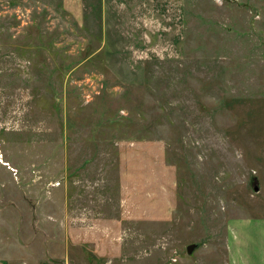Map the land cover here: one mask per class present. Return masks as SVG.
<instances>
[{
    "label": "rangeland",
    "instance_id": "rangeland-1",
    "mask_svg": "<svg viewBox=\"0 0 264 264\" xmlns=\"http://www.w3.org/2000/svg\"><path fill=\"white\" fill-rule=\"evenodd\" d=\"M250 217L264 0H0V264H231Z\"/></svg>",
    "mask_w": 264,
    "mask_h": 264
},
{
    "label": "crops",
    "instance_id": "crops-1",
    "mask_svg": "<svg viewBox=\"0 0 264 264\" xmlns=\"http://www.w3.org/2000/svg\"><path fill=\"white\" fill-rule=\"evenodd\" d=\"M255 220L251 218L237 223L241 228H236L235 233L232 232L233 247L236 245V241L239 242L235 239L240 237H242V244L239 243L241 252H239L240 250H232L231 264H264V218H259L258 221ZM255 222L257 225H255ZM248 241H251V244H258L257 252L254 249L247 252Z\"/></svg>",
    "mask_w": 264,
    "mask_h": 264
},
{
    "label": "water",
    "instance_id": "water-1",
    "mask_svg": "<svg viewBox=\"0 0 264 264\" xmlns=\"http://www.w3.org/2000/svg\"><path fill=\"white\" fill-rule=\"evenodd\" d=\"M256 190H258V187L256 188ZM195 246H196L195 243L190 244V245L188 246V251H189V252H192V250H193V248H194Z\"/></svg>",
    "mask_w": 264,
    "mask_h": 264
}]
</instances>
